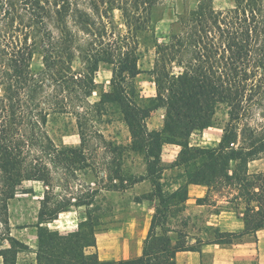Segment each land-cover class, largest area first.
Returning a JSON list of instances; mask_svg holds the SVG:
<instances>
[{
  "label": "trees",
  "instance_id": "16d2710c",
  "mask_svg": "<svg viewBox=\"0 0 264 264\" xmlns=\"http://www.w3.org/2000/svg\"><path fill=\"white\" fill-rule=\"evenodd\" d=\"M234 2L216 9L212 0H198L193 10L178 17L174 23L181 28L170 33L168 43L156 44L149 70L155 95L143 96L132 82L143 71L137 33L150 27L154 0H0L1 209L23 180L45 186L34 224L35 246L21 244L32 255L24 264H176L178 251L200 252L204 243L228 246L245 235L256 239V231L264 228V170L250 172L248 163L264 152V123H250L255 115L264 120V0ZM113 10H119L124 31L115 32ZM36 49L43 66L33 73L30 61ZM75 56L82 62L80 70L72 69ZM100 65L111 71L109 89L100 90L92 105L87 97L96 90L94 74ZM78 96L80 143H55L48 122L72 114ZM220 105L228 119L219 143L191 145L190 135L212 126ZM158 108L164 109L162 127L150 130L146 120ZM103 116L117 117L125 125L128 145L143 153L153 198L158 200L141 252L134 257L100 259L95 234L101 222L89 208L95 191L89 186L71 196L64 176L78 167H95L85 152V123ZM95 135L104 143L102 133L95 130ZM164 143L180 146L175 163L168 167L183 165V188H167V166L160 159ZM110 145L115 158L113 143L104 144ZM118 175L115 170L113 179ZM189 183L206 185L207 197L213 191L231 194L232 207L241 208L243 230L225 231L209 224L203 237L187 244L171 226V218L175 195L184 209ZM71 206L85 207L76 230L60 233L49 227ZM11 252V245L0 249L1 264H17Z\"/></svg>",
  "mask_w": 264,
  "mask_h": 264
},
{
  "label": "rangeland",
  "instance_id": "374dc122",
  "mask_svg": "<svg viewBox=\"0 0 264 264\" xmlns=\"http://www.w3.org/2000/svg\"><path fill=\"white\" fill-rule=\"evenodd\" d=\"M154 1L150 27L137 33L138 64L143 71L133 78L132 82L143 96L155 95V87L149 70L153 67L156 44L168 43L170 33L181 28L179 23L174 22L178 17L193 10L198 2V0ZM234 4V0H212V6L216 9H226L234 6ZM112 14V26L115 32L117 30L124 31L125 27L122 24L119 10H113ZM42 66V53L39 49H36L30 61V69L34 73L41 70ZM82 67L80 58L78 56L73 57L72 69L80 70ZM175 69H178V67H175ZM110 77L111 71L107 66L100 65L94 74L96 90L87 97L89 103L93 105L99 99L100 90L106 91L109 89ZM79 100V96L74 99L72 114L60 115L55 120L48 122L47 129L55 143L72 147L79 145L80 140L77 133L75 113L81 110L78 106ZM162 112L164 113V109L160 108L158 111L151 113L152 118L147 119L148 128L156 127L160 123ZM214 118L211 126L213 131V128L221 129L228 119L224 105L218 107ZM250 123L260 125L264 123V120L255 115ZM85 128L87 132L85 152L86 155L93 157L96 165L94 168L89 166L80 169L78 167L70 171L69 174L64 175L70 183L71 196H75V192L79 189L81 192H86L89 186L92 188L90 191H95L93 205L89 208L93 209L101 222L100 229L95 234L97 253L100 259L134 257L138 254L136 245L145 236L148 228L149 220L145 218H148V214H151L150 209L154 206L152 202L154 191L150 179L146 176V162L143 153L129 147L128 131L117 117L110 120L106 119L105 116L96 120L88 119ZM95 130L103 134L104 143L95 135ZM220 132L222 133V129ZM199 136L200 132L195 131L190 142L197 143ZM107 143H113V146L116 147L114 150L116 152L115 158L111 156L112 146H104ZM112 160H114V164H110ZM163 163L167 166V169L163 172L167 188L170 190H173L175 186L183 188L186 179L181 172L183 165L177 168L168 167L173 165V162ZM250 164L251 166H248L250 172L264 170V152ZM99 169L105 171V174L101 175ZM115 170L119 171L118 179H113ZM140 178L146 179L145 182L135 186L133 181ZM165 188L166 186L163 189ZM44 190L45 186L42 182L23 180L16 187L14 196L5 202L6 208L4 210L1 209L4 206V201L0 200V249L11 245V257L14 258L17 264H24L25 261L31 259L32 255L26 254L22 246L24 243L31 248L35 246L36 227L34 224L37 221L40 199ZM57 191L62 193V196H67L64 190L58 188ZM181 193H183V189L180 190ZM178 195L173 198L176 205L172 209L171 226L183 234L187 244H193L194 238L204 236L205 228L209 225L205 217L206 212L205 210L198 211L194 209L186 211L185 208L181 210ZM233 208L237 211L241 210V208ZM84 216V206H71L69 210L61 212L57 219L49 224V227L57 229L60 233L71 232L76 230L77 222Z\"/></svg>",
  "mask_w": 264,
  "mask_h": 264
},
{
  "label": "crops",
  "instance_id": "0c3cea01",
  "mask_svg": "<svg viewBox=\"0 0 264 264\" xmlns=\"http://www.w3.org/2000/svg\"><path fill=\"white\" fill-rule=\"evenodd\" d=\"M158 109L154 111H158ZM163 117L164 113L162 112L160 114V123L156 127L148 129H160L163 124ZM148 118L151 119L152 114H150ZM213 129L214 131L210 126L199 131V140L195 144L190 142L191 136L194 134L193 132L190 135L189 143L191 145L201 147H213L217 145L221 139V129ZM179 151L180 146L178 144L164 143L161 146L160 159L162 162L172 163L176 160ZM254 161L255 160L250 161L248 166L250 167V163ZM145 180L146 179L144 178H140L134 184L135 186L141 185V183L145 182ZM207 195L208 187L206 185L200 183L187 184L184 210H205V217L209 224L217 226L219 229L225 231H242L244 228V223L240 211H237L232 207V195H226L215 191L212 192L210 198L207 197ZM152 202L154 206L150 209L151 214L154 210V207L158 204V200L153 198ZM151 214H148V218L146 217L145 219L150 221ZM145 236H143L140 242H138V245H136V251L138 250L137 255H139L141 252V247ZM175 259L176 264H264V228H260L256 231V239H253L252 236L245 235L241 241L228 246L219 245L216 243H204L200 245V252L188 250L178 251L176 253Z\"/></svg>",
  "mask_w": 264,
  "mask_h": 264
}]
</instances>
